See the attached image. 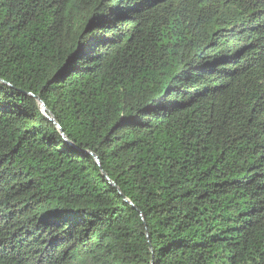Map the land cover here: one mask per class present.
Segmentation results:
<instances>
[{"label": "trees", "instance_id": "trees-1", "mask_svg": "<svg viewBox=\"0 0 264 264\" xmlns=\"http://www.w3.org/2000/svg\"><path fill=\"white\" fill-rule=\"evenodd\" d=\"M0 264H264V0H0Z\"/></svg>", "mask_w": 264, "mask_h": 264}, {"label": "water", "instance_id": "water-1", "mask_svg": "<svg viewBox=\"0 0 264 264\" xmlns=\"http://www.w3.org/2000/svg\"><path fill=\"white\" fill-rule=\"evenodd\" d=\"M39 102H40V104H41L42 111L44 112V114H45L49 119H51L53 122H55V118H54V117H51V116H48V115H47V106L45 105V103H44L41 99H39Z\"/></svg>", "mask_w": 264, "mask_h": 264}]
</instances>
